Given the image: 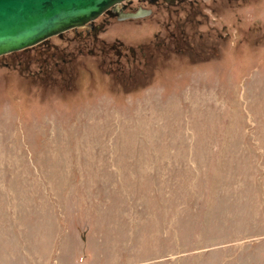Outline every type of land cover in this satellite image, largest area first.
<instances>
[{"label": "rangeland", "instance_id": "374dc122", "mask_svg": "<svg viewBox=\"0 0 264 264\" xmlns=\"http://www.w3.org/2000/svg\"><path fill=\"white\" fill-rule=\"evenodd\" d=\"M172 7L0 55V264H264V0Z\"/></svg>", "mask_w": 264, "mask_h": 264}, {"label": "water", "instance_id": "95a60500", "mask_svg": "<svg viewBox=\"0 0 264 264\" xmlns=\"http://www.w3.org/2000/svg\"><path fill=\"white\" fill-rule=\"evenodd\" d=\"M119 1L0 0V55L84 25Z\"/></svg>", "mask_w": 264, "mask_h": 264}, {"label": "flooded vegetation", "instance_id": "af4514ba", "mask_svg": "<svg viewBox=\"0 0 264 264\" xmlns=\"http://www.w3.org/2000/svg\"><path fill=\"white\" fill-rule=\"evenodd\" d=\"M182 0H122L119 2L114 3L113 5L109 6L107 9H105L102 12V17L101 19H104L106 17V15H117L119 17H124V16H129V17H136V16H141V15H145V16H151L153 14V10H152V6H159V8H165L167 11L172 12L174 9L172 6L181 2ZM144 3L143 8L140 9V3ZM127 5H129L131 8H138L137 12H121L122 9H124V7H126ZM143 12V13H140ZM138 13V14H136ZM136 14V15H135ZM98 18H93L88 20L82 27L84 28V31L86 33L90 32V31H94L96 28H98L102 22L100 21H96ZM106 20V19H105ZM178 22V20H177ZM73 31H80L79 28H72ZM168 37V36H167ZM159 38V37H158ZM165 38L163 37L161 39L162 42H164ZM169 40L175 41L173 37H170ZM159 42L160 44H162V42ZM142 49V48H140ZM129 50L132 52L133 56H135L138 52L136 51V48L134 46H129ZM137 52V53H136ZM144 53V52H142ZM201 53L197 54L198 56ZM134 60L136 59L135 57L133 58Z\"/></svg>", "mask_w": 264, "mask_h": 264}]
</instances>
